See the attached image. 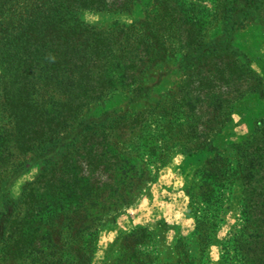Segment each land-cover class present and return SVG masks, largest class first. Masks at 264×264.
I'll return each instance as SVG.
<instances>
[{
	"label": "trees",
	"instance_id": "16d2710c",
	"mask_svg": "<svg viewBox=\"0 0 264 264\" xmlns=\"http://www.w3.org/2000/svg\"><path fill=\"white\" fill-rule=\"evenodd\" d=\"M195 1L158 0V17L98 30L78 15L127 12L137 1L0 0V183L45 164L2 222L5 264H90L99 228L155 180L170 148L216 151L231 106L257 78L227 48L200 53L206 27ZM215 1L212 26L227 24L236 0ZM167 70L181 77L153 104L83 119L114 92L148 97V79ZM253 131L234 159L215 156L196 172L211 178L216 199L242 184L243 222L224 264H264V118ZM214 225L195 215L194 234L207 242Z\"/></svg>",
	"mask_w": 264,
	"mask_h": 264
},
{
	"label": "rangeland",
	"instance_id": "374dc122",
	"mask_svg": "<svg viewBox=\"0 0 264 264\" xmlns=\"http://www.w3.org/2000/svg\"><path fill=\"white\" fill-rule=\"evenodd\" d=\"M136 1L127 12L84 11L78 19L99 30L141 22L146 15L149 19L161 15L158 0ZM195 3L206 27L205 45L200 53H210L213 48H227L235 53L237 62L247 66L257 78L255 92L246 93L233 103L229 123L212 141L215 152L188 155L180 146L170 148L164 164L156 171L155 180L121 214L99 228L90 264H224L223 253L231 244L228 240L242 226L241 182L225 185L216 199L214 195L209 197L213 188L211 178L196 172L215 156L234 159V146L253 135L255 122L264 118V0H236L229 4L235 9L230 11L227 24L213 26L216 1ZM180 77L168 70L150 77L148 84L152 92L146 98L114 92L91 106L83 119L97 121L111 113L122 115L142 110L171 89ZM44 168L45 164L39 161L28 163L16 176L0 183V241L1 225L10 205L20 201ZM195 215L214 219L215 227L207 242L194 234ZM0 264L5 262L0 259Z\"/></svg>",
	"mask_w": 264,
	"mask_h": 264
}]
</instances>
